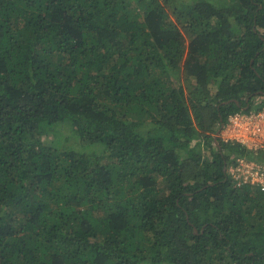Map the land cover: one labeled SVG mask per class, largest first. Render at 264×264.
I'll return each instance as SVG.
<instances>
[{
  "label": "trees",
  "instance_id": "obj_1",
  "mask_svg": "<svg viewBox=\"0 0 264 264\" xmlns=\"http://www.w3.org/2000/svg\"><path fill=\"white\" fill-rule=\"evenodd\" d=\"M248 98L264 0H0V264H264Z\"/></svg>",
  "mask_w": 264,
  "mask_h": 264
},
{
  "label": "built area",
  "instance_id": "obj_2",
  "mask_svg": "<svg viewBox=\"0 0 264 264\" xmlns=\"http://www.w3.org/2000/svg\"><path fill=\"white\" fill-rule=\"evenodd\" d=\"M221 138L245 147L253 156H231L226 171L235 186L264 188V163L258 159L264 158V107L231 113L224 124Z\"/></svg>",
  "mask_w": 264,
  "mask_h": 264
},
{
  "label": "rangeland",
  "instance_id": "obj_3",
  "mask_svg": "<svg viewBox=\"0 0 264 264\" xmlns=\"http://www.w3.org/2000/svg\"><path fill=\"white\" fill-rule=\"evenodd\" d=\"M212 1H217V0H212ZM220 2V0H218ZM71 124L70 123H60L56 126V129L58 131V136H63L62 139L64 140L63 142V145L66 146V147H70V148H73L75 150H79V151H82L83 149H81V141L72 133L71 131ZM221 133H222V130L220 131V133L218 134V136L221 137ZM55 134V133H54ZM49 134V135H46L45 137H48V138H53L54 136H57L56 134ZM65 137H67L65 139ZM88 148V147H87ZM235 155L237 156L236 154H232V156ZM247 157V156H246ZM262 188V187H261ZM264 189V188H262Z\"/></svg>",
  "mask_w": 264,
  "mask_h": 264
},
{
  "label": "water",
  "instance_id": "obj_4",
  "mask_svg": "<svg viewBox=\"0 0 264 264\" xmlns=\"http://www.w3.org/2000/svg\"><path fill=\"white\" fill-rule=\"evenodd\" d=\"M250 107V104H249V98L247 99V105L243 108V109H248ZM223 127H224V123H222V125H221V127H220V129H219V131L217 132V135L220 133V131L223 129Z\"/></svg>",
  "mask_w": 264,
  "mask_h": 264
}]
</instances>
